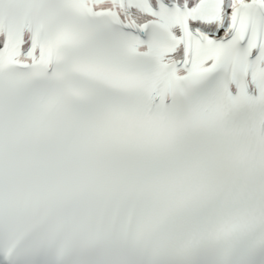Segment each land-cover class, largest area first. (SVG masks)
I'll use <instances>...</instances> for the list:
<instances>
[{"label":"snow or ice","instance_id":"6c2138e0","mask_svg":"<svg viewBox=\"0 0 264 264\" xmlns=\"http://www.w3.org/2000/svg\"><path fill=\"white\" fill-rule=\"evenodd\" d=\"M0 264H264V0H0Z\"/></svg>","mask_w":264,"mask_h":264}]
</instances>
